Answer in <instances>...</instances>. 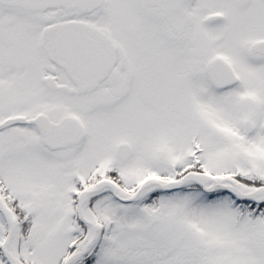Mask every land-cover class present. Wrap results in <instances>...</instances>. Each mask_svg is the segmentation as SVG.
Segmentation results:
<instances>
[{
	"label": "snow or ice",
	"instance_id": "snow-or-ice-1",
	"mask_svg": "<svg viewBox=\"0 0 264 264\" xmlns=\"http://www.w3.org/2000/svg\"><path fill=\"white\" fill-rule=\"evenodd\" d=\"M0 264H264V0H0Z\"/></svg>",
	"mask_w": 264,
	"mask_h": 264
}]
</instances>
